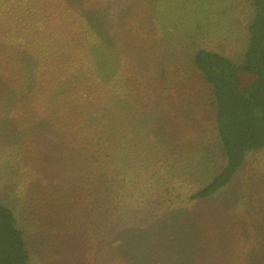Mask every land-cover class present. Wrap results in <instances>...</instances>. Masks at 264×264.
I'll return each instance as SVG.
<instances>
[{
    "label": "trees",
    "instance_id": "trees-1",
    "mask_svg": "<svg viewBox=\"0 0 264 264\" xmlns=\"http://www.w3.org/2000/svg\"><path fill=\"white\" fill-rule=\"evenodd\" d=\"M248 1L240 62L207 48L186 59L208 105L181 107L213 130L188 153L190 140H174L177 47L159 30V0H0V153L58 201L45 228L59 226L53 243L74 246L79 264H264L257 214L203 207L264 154V0ZM210 153L221 166L209 182L201 165L181 168ZM262 174L247 204L264 218ZM15 214L0 203V264H31Z\"/></svg>",
    "mask_w": 264,
    "mask_h": 264
},
{
    "label": "rangeland",
    "instance_id": "rangeland-1",
    "mask_svg": "<svg viewBox=\"0 0 264 264\" xmlns=\"http://www.w3.org/2000/svg\"><path fill=\"white\" fill-rule=\"evenodd\" d=\"M159 1L161 2L160 5H151L156 12L160 13L163 20H160L161 28L159 30L167 38L169 36L171 46L177 47L175 50L177 52L176 59L169 64V70L170 65L172 67L168 76L169 85H167L169 90L177 94L174 100L179 106L176 123L172 126L179 136L174 137V140L182 139V136L186 140H190L186 142L189 153L192 149H199L201 144L206 147L212 145L213 130L211 129L212 124L209 125L205 120L197 122V118L194 119L193 117L194 112L189 107L187 109L184 108V105L181 107L182 99L180 97L185 96L191 100L197 98V102L202 106L208 105L209 93L205 85L189 69V64L187 65L186 62L188 54L196 48H207L218 51L233 61L240 62L246 44L245 19L250 14V4L248 0ZM182 27L188 32H183ZM178 30H180V35L177 34ZM175 31L176 33L173 34ZM185 34H188V38L185 37ZM158 38L157 36L156 41ZM193 110L197 112L196 108ZM5 142L4 138L0 140V150L6 144ZM6 161L7 159L0 153V203L10 207L16 213L15 217L23 231L30 254V263L79 264V255L75 254L74 246L62 242L61 236L56 243H53L54 233L58 231L59 226H57L58 229L54 228L53 230L45 228V204H58V201H53L50 198L49 201L46 200L50 191L42 193L37 190L33 177L27 174V168L16 167L17 170L11 174ZM188 162L201 165L198 171L194 172V175L202 183L209 182L213 176L217 175L221 166L220 158L211 153L199 161L191 157L183 163L181 168ZM9 165L14 166L15 164L10 162ZM175 168L177 169V167ZM256 168H264V154L250 155L246 166L238 172L234 185L231 187L233 189L229 190L230 187L228 189L225 187L213 196L211 202L203 205V207L220 206L244 216L248 214L250 217L257 214L258 219L264 223V218L255 210L254 204H247L253 198L260 197L254 186ZM262 180V178H258L259 182ZM60 193H55L54 196L61 195ZM62 209L63 206L59 215L65 216L69 212L72 217V211L66 209L65 212H62Z\"/></svg>",
    "mask_w": 264,
    "mask_h": 264
}]
</instances>
